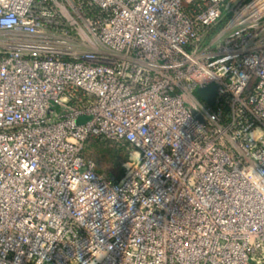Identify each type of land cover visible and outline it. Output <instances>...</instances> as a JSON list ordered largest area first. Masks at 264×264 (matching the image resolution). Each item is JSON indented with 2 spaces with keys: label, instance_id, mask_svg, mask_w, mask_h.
<instances>
[{
  "label": "built area",
  "instance_id": "obj_1",
  "mask_svg": "<svg viewBox=\"0 0 264 264\" xmlns=\"http://www.w3.org/2000/svg\"><path fill=\"white\" fill-rule=\"evenodd\" d=\"M0 264H264V0H0Z\"/></svg>",
  "mask_w": 264,
  "mask_h": 264
},
{
  "label": "trees",
  "instance_id": "obj_2",
  "mask_svg": "<svg viewBox=\"0 0 264 264\" xmlns=\"http://www.w3.org/2000/svg\"><path fill=\"white\" fill-rule=\"evenodd\" d=\"M103 149H107L106 151L108 154L111 156L112 155V161H113V166L117 165L119 166L122 161H125L129 158V148L126 144H119L115 142H111L109 140H104V139H98V138H92L90 139L85 146V152L86 154L91 157L95 164L97 169L98 168V163L96 160V155L93 156L90 151H98L99 152ZM101 172V170H99ZM124 170L123 169H118V171L114 174H109L103 172L107 177H109L113 181L119 180L123 175H124Z\"/></svg>",
  "mask_w": 264,
  "mask_h": 264
},
{
  "label": "rangeland",
  "instance_id": "obj_3",
  "mask_svg": "<svg viewBox=\"0 0 264 264\" xmlns=\"http://www.w3.org/2000/svg\"><path fill=\"white\" fill-rule=\"evenodd\" d=\"M107 149H103L99 152L96 151H90V153L95 156L96 155V160L98 163V168L101 170V172L109 173V174H114L118 171V169H123L125 171V163L127 160L122 161L119 166L114 165L113 166V161H112V155L110 156L108 152L106 151Z\"/></svg>",
  "mask_w": 264,
  "mask_h": 264
},
{
  "label": "water",
  "instance_id": "obj_4",
  "mask_svg": "<svg viewBox=\"0 0 264 264\" xmlns=\"http://www.w3.org/2000/svg\"><path fill=\"white\" fill-rule=\"evenodd\" d=\"M214 91H215L214 85H208L206 87L199 88L197 90L199 96L202 97L205 101H207L210 104L213 102ZM79 121L80 120H78V122Z\"/></svg>",
  "mask_w": 264,
  "mask_h": 264
}]
</instances>
